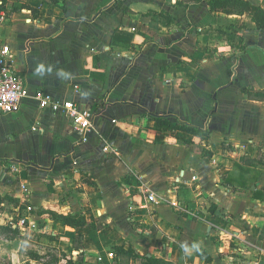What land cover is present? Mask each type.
Returning <instances> with one entry per match:
<instances>
[{"label":"crops","instance_id":"crops-1","mask_svg":"<svg viewBox=\"0 0 264 264\" xmlns=\"http://www.w3.org/2000/svg\"><path fill=\"white\" fill-rule=\"evenodd\" d=\"M57 1L26 0L27 9L0 12L6 15L0 40L11 48L28 94L20 112L0 116V196L7 198L0 249L19 258L21 243L29 242L40 258H28L29 264H145L150 258L264 264V187H257L260 199L234 192L221 185L231 168L213 166L264 148V103L247 100L243 90L254 88L239 84L236 73L254 57L264 58V29L255 30L245 15L210 13L205 2ZM19 15L23 26L16 28L11 22ZM250 64L254 71L256 63ZM38 92L92 110V130L80 141L69 121L39 108ZM213 97L216 109L209 116ZM148 114L206 128L208 136L155 130ZM179 138L204 148L211 159ZM104 146L115 154H104ZM15 164L23 168L28 195L9 172ZM193 175L201 196L188 186L174 187L177 177ZM139 189L158 203L148 204ZM176 202L203 216L177 213ZM209 204L214 214L207 212ZM27 206L35 228L12 227L18 236L4 230ZM49 213L80 215L85 225L65 226ZM118 248L138 257L110 260Z\"/></svg>","mask_w":264,"mask_h":264},{"label":"trees","instance_id":"trees-1","mask_svg":"<svg viewBox=\"0 0 264 264\" xmlns=\"http://www.w3.org/2000/svg\"><path fill=\"white\" fill-rule=\"evenodd\" d=\"M10 0H0V12L5 10L6 5L9 3ZM13 1V0H12ZM13 9L11 12H20L23 9H27V6L25 4L26 0H14ZM44 1V0H42ZM51 1V0H49ZM55 3L57 0H54ZM58 2V1H57ZM205 2L207 5V9L210 13H216L221 12L227 15H245L250 18L251 23H253L255 30H263L264 29V8L254 5L249 0H181V3L185 6L195 5L198 3ZM30 10V9H29ZM167 23L171 21L169 17L164 18ZM242 52V49L241 51ZM243 93L245 94L247 100L252 102H258V103H264V90H254L252 88L244 89ZM213 107H211V111L209 112V116H211L215 112L216 107V100L215 97H213ZM148 116L154 121L155 123V130H168L172 134H188L199 138H205L208 136V131L206 128L198 129L197 127L191 126L189 124L183 123V122H177L176 120L174 122H171L170 119H172L171 116H157L153 114H148ZM181 144H183L186 148H188L190 151H193L197 154H200L204 159L210 160L211 159V153L205 150L202 147L195 146L193 142L181 140L179 138ZM260 149L258 148L256 150V154H259ZM261 160H264V154H262ZM240 162L235 164V167L237 168V172H232L224 177H221V185L224 187L231 189L234 192H241V191H249L252 194L253 199H260L262 195V191L260 189H257L258 182L256 181V178H248L246 177L250 170L245 168L246 164H250L252 162L251 159L246 157H241ZM252 187H254L255 190H252ZM7 198L0 196V207L1 204L6 200ZM9 200V199H8ZM12 202V200H9ZM216 211V207L214 204H209L207 208L208 213H213ZM50 216L54 220H58L61 224L65 226L70 227H82L85 225L84 219L79 216H59L54 213H49ZM199 216H203L201 213ZM7 232L11 233L14 236H17L18 231L17 229H12L11 227H5L3 228ZM264 237V232H263ZM192 248H194L198 254L205 257L206 261H210V258L200 249L196 244H191ZM112 254L114 257H123L130 259L132 254H128L125 252L122 248L113 250ZM137 258L138 256H132ZM66 264H84L83 261L81 262H72L71 260H67ZM145 264H168L166 262H163L161 260H156L153 258L146 259Z\"/></svg>","mask_w":264,"mask_h":264},{"label":"built area","instance_id":"built-area-1","mask_svg":"<svg viewBox=\"0 0 264 264\" xmlns=\"http://www.w3.org/2000/svg\"><path fill=\"white\" fill-rule=\"evenodd\" d=\"M5 17V14H0V23L4 21ZM74 92L77 93L79 90L75 88ZM27 95V89L23 77L14 70L11 48L8 44L0 40V116L20 112L19 110L22 102ZM35 100L37 101L39 108L60 115L69 121L80 141L84 139L87 132L92 130L95 118V113L92 110L79 108V106L72 101H57L44 92L36 93ZM240 149L243 150L244 147L241 146ZM102 151L104 154H115L114 150L109 146H104ZM22 169L23 168L20 165L15 164L10 167L9 172L12 176L17 177L21 192L24 195H28V185L21 180ZM197 182L198 178L196 175L191 176L189 180H185L183 177H177L174 181V187L188 186L194 194L201 196L203 190ZM139 191L140 193L145 194L146 202L148 204L155 205L158 203L157 198L153 193L143 189H139ZM25 201L26 197L23 198V203H25ZM172 207L177 213H185L191 218L199 220V215L195 210L187 209V207L180 202L173 203ZM32 213L33 208L27 206L22 215L20 214L19 216L14 217L16 220L10 218L7 221V224L11 228L18 227L24 229L26 226L35 228L33 223L29 220V215H32ZM108 258L113 260L114 255L110 253L108 254Z\"/></svg>","mask_w":264,"mask_h":264},{"label":"rangeland","instance_id":"rangeland-1","mask_svg":"<svg viewBox=\"0 0 264 264\" xmlns=\"http://www.w3.org/2000/svg\"><path fill=\"white\" fill-rule=\"evenodd\" d=\"M251 3L254 2V5L260 6L262 8H264V0H249ZM14 0H10L9 3L6 5L5 10L10 9V11H12L13 9V4H14ZM17 3V2H15ZM18 6V3H17ZM31 10V9H30ZM32 11V16H34L33 18L37 17V12L36 11ZM21 20H23V17L20 18L17 17L16 19H14L11 23L12 25H15L16 28L21 27L23 25L20 24ZM24 28H27V25H24ZM7 32V31H5ZM32 37V36H30ZM261 55V54H259ZM251 61H254L255 64V70H251ZM251 61H247V63L240 67L238 69L237 73V80L239 81V84L243 85V86H250L253 87L254 89H260L261 87H264V58L261 56H257L256 58L254 57L253 59H251ZM262 154H264V148H261L259 151V154L257 155L255 150H249L246 151L244 153V157L249 158L252 160V162L250 164H246L245 168H247L248 170H250V173L246 176L248 178H256V181L258 182V185H261L262 187H264V160H261V156ZM222 156V154L220 155ZM229 161H227L225 159V161L223 163H217L216 165H213L215 169H218L220 166H223V168L221 169L222 171L226 170L225 166L228 165L230 169L231 168V172H237V168L235 167V164L239 163L240 159H231V158H227ZM219 166V167H218ZM2 208L0 207V218L2 217ZM43 228V227H42ZM42 234H43V230H42ZM18 236V234H17ZM43 236V235H41ZM43 244V242H42ZM20 253H19V258H18V254L15 253L13 254V257L11 255H9V251L5 250V249H0V264H12L11 260H13V262L15 264H17V260L18 259H22L23 260V264H29V262L27 261L28 258H35L36 260H39L40 258L38 257V255H36V248L34 246H32L29 242H22L21 243V247H20ZM54 256V255H53ZM42 261L43 262V255H42ZM57 259L56 257L50 258L51 260Z\"/></svg>","mask_w":264,"mask_h":264},{"label":"water","instance_id":"water-1","mask_svg":"<svg viewBox=\"0 0 264 264\" xmlns=\"http://www.w3.org/2000/svg\"><path fill=\"white\" fill-rule=\"evenodd\" d=\"M252 190H254V187H252Z\"/></svg>","mask_w":264,"mask_h":264}]
</instances>
